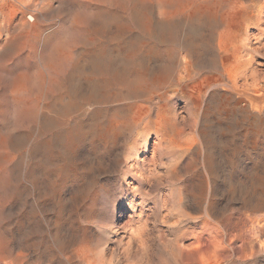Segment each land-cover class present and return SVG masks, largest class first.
I'll list each match as a JSON object with an SVG mask.
<instances>
[{
    "label": "rangeland",
    "instance_id": "rangeland-1",
    "mask_svg": "<svg viewBox=\"0 0 264 264\" xmlns=\"http://www.w3.org/2000/svg\"><path fill=\"white\" fill-rule=\"evenodd\" d=\"M101 1L87 8L82 0H0V264H264V0H229V58L216 59L209 49L190 54L182 49L181 26L176 28L177 42L168 48L190 60L195 76L213 81L200 99L175 86L174 78L184 71L178 61L173 80L167 68L157 71L155 81L146 78L153 98L133 92L113 101L91 93L86 77L105 73L90 69V61L81 77L68 76L83 51L143 39L135 27L119 39L113 27L96 34V12L102 18L121 14V23L129 15ZM129 69L144 72L136 63ZM17 76L22 78L13 80ZM48 76L60 77L64 88L50 92ZM14 82L24 85L22 91L11 89ZM162 91L169 94L160 97ZM85 93L91 100H81ZM59 95L52 123L42 110ZM127 102L148 109L151 117L167 115L174 130L186 133L181 138L195 145L180 156L161 143L152 160L156 135L146 125L149 115L131 123ZM92 106L101 112L98 126L91 120ZM114 114L111 134L96 133ZM196 154L208 162L202 164ZM135 160L141 178L128 171Z\"/></svg>",
    "mask_w": 264,
    "mask_h": 264
},
{
    "label": "bare ground",
    "instance_id": "bare-ground-1",
    "mask_svg": "<svg viewBox=\"0 0 264 264\" xmlns=\"http://www.w3.org/2000/svg\"><path fill=\"white\" fill-rule=\"evenodd\" d=\"M84 2V4L89 5L91 2H95V3H100L101 4V0H82ZM111 1L110 3V7L111 5L115 4L117 6V8L119 9V11L122 12H128L129 15L126 17L128 18L127 22L121 23L122 20L121 18L123 17V15H114L112 12H109L106 17L102 18L101 15L99 16V11L95 13V15L92 18V22H94L93 24V29L96 34L97 32H103L106 31L108 29H111L112 27L114 28L116 34H114V37H119L121 38L122 33H125L127 31H129L132 27L138 28V31L140 30V32L142 33L143 39H128V40H117L114 43H112L113 48L112 49H105L104 47H98L95 48L97 46L94 47V49L91 50H86L83 51L80 54V56H75L74 60H73V64H72V70L69 72L68 76L71 79H77L80 75V69L83 66V64L85 62H91L92 63V68L96 71L101 72L102 74H104L105 76L100 78H95L94 77H86L90 82V88H91V93L95 96L98 97L101 95V98H107V99H111L113 100H119L123 97H127L130 95V93L136 92L139 94L140 93H144L146 95L147 98H151L152 97V91H150V87H145V83L146 82V78H148L151 81H155L158 78V74L157 73L158 70L162 69L166 70L169 69V71L171 72V76H169L167 79H171L172 78V71L175 70V68H177L178 65V61H181L183 63V70L179 72L180 75L177 78H174V84L175 86H177V88L179 87L180 89L184 90L188 95L190 94L192 97H194V95L200 99L201 96H203L205 94L206 88L209 86L210 82L212 83L213 81H210V78L207 77H201V74H198V76H195L193 74V71H191L189 68L191 67V62L188 59H184L181 60L178 57V51H175V48H168L169 42L171 41H176V36H174L175 32H176V28L181 26V30L183 31L184 37L183 39V44L186 45V48H182V49H186L190 54H200L201 51H205L206 49H209L213 52V54L215 55L216 59H220V58H229L231 55V48L232 46L229 44V40H230V20H229V0H108ZM233 2V1H232ZM107 3V1H106ZM109 3V2H108ZM93 4V3H92ZM97 4V5H98ZM103 4V3H102ZM94 5V4H93ZM96 5V4H95ZM106 5V4H103ZM114 5V7H115ZM102 6V5H101ZM108 7V5H107ZM113 7V6H112ZM231 7V6H230ZM88 8V7H87ZM93 8V7H92ZM98 8V7H97ZM90 9V8H89ZM106 9V8H105ZM110 9V8H109ZM117 10V9H116ZM90 12V11H89ZM92 12V11H91ZM94 13V12H93ZM92 15V13H90ZM101 14V13H100ZM125 17V18H126ZM263 19V18H262ZM95 20V21H94ZM90 24V23H89ZM89 26V25H88ZM90 28V27H89ZM91 29V28H90ZM85 31V30H84ZM93 31V32H94ZM91 32V31H89ZM106 33V32H105ZM138 33V32H137ZM182 33V32H181ZM112 34V32H111ZM217 34V36H216ZM86 35V34H85ZM93 35V34H92ZM113 35V34H112ZM84 36V35H83ZM82 36V38H83ZM101 36V35H100ZM108 36V35H107ZM106 36V37H107ZM111 37V39H113L111 35H109ZM141 36V35H140ZM145 36V37H144ZM235 36V35H234ZM102 37V36H101ZM193 37L198 38L197 41L193 40ZM87 40L90 42L94 39V37H86ZM96 38V37H95ZM98 38V37H97ZM103 38V37H102ZM123 38V37H122ZM152 38H154V40H152ZM194 38V39H195ZM107 39V38H106ZM110 38H108L109 40ZM110 39V40H111ZM115 39V38H114ZM233 39V38H232ZM231 39V40H232ZM103 40V39H102ZM179 40V39H177ZM96 42V41H95ZM99 42V41H98ZM107 42V41H106ZM113 42V41H112ZM172 42V43H173ZM177 42V41H176ZM182 42V41H181ZM92 43V42H91ZM102 43V42H101ZM105 43V42H104ZM171 43V44H172ZM87 44V42H86ZM84 44V45H86ZM94 44V43H93ZM171 44L169 46H171ZM175 44V42H174ZM180 44V43H179ZM182 44V45H183ZM83 45V46H84ZM88 45V44H87ZM105 45V44H104ZM173 45V44H172ZM94 46V45H93ZM175 46V45H174ZM177 46V45H176ZM92 47V46H91ZM179 47V46H178ZM181 47V46H180ZM231 47V48H230ZM84 48V47H83ZM88 48V47H87ZM238 50V48H236V51ZM238 52V51H237ZM233 53V52H232ZM67 55L70 58V53L68 52ZM66 55V56H67ZM72 55V54H71ZM187 55V54H186ZM73 56V55H72ZM189 56V55H188ZM199 57V56H197ZM66 58V57H65ZM243 58V57H242ZM241 58V59H242ZM71 60V59H70ZM104 61H106V65L105 63H103ZM154 61H159V64H157V70H153L154 67H152L153 62ZM214 61V60H213ZM221 62V61H220ZM140 65L143 67V71L144 72H134L133 70L129 69V67L131 65L134 64ZM216 63V62H215ZM218 63V62H217ZM193 65V64H192ZM177 66V67H175ZM133 67V66H132ZM164 67V68H161ZM71 68V67H70ZM83 68V67H82ZM180 68V67H179ZM178 68V69H179ZM221 68V67H220ZM223 68V66H222ZM59 69V68H57ZM177 69V70H178ZM181 69V68H180ZM60 70V69H59ZM92 70V71H93ZM135 70V69H134ZM139 70V69H138ZM224 71L226 70L223 69ZM53 71V70H52ZM56 72V69L54 71V73ZM196 72V71H195ZM219 72V71H218ZM227 72V70H226ZM59 73V72H58ZM167 73V72H166ZM177 73V71H176ZM216 73V72H215ZM223 73V72H222ZM161 74V73H160ZM183 74V75H182ZM226 75V73H224ZM229 74V73H228ZM22 75V74H21ZM59 75V74H58ZM109 75V76H107ZM170 75V74H168ZM176 75V74H175ZM216 75V74H215ZM220 75V74H219ZM101 76V74H100ZM160 76V75H159ZM164 76V74H163ZM212 76V75H211ZM223 76V75H222ZM49 77V76H48ZM81 77V76H80ZM20 78H22L21 76H17L16 78H14L13 80L17 81ZM26 78V77H25ZM163 78V77H161ZM224 77H222L223 80ZM221 79V77H220ZM254 79V78H253ZM163 80V79H161ZM218 80V79H217ZM216 80V81H217ZM227 80V79H226ZM61 78H52L49 77L48 78V83L51 86V90L49 89L50 92L53 93L57 92L56 90L59 89H63L64 85L61 84ZM148 81V80H147ZM165 81V80H164ZM168 80H166L167 82ZM215 81V82H216ZM229 81V80H228ZM169 82V81H168ZM150 83V81H149ZM227 83V82H226ZM173 84V83H172ZM214 84V83H213ZM216 84V83H215ZM228 84V83H227ZM151 85V84H150ZM231 85V83H230ZM234 85V84H233ZM46 86V85H45ZM115 87V89H122L121 91H117V90H112L111 92H108L106 89L108 87ZM159 86V85H158ZM157 86V87H158ZM168 86V85H167ZM170 86V85H169ZM239 86V85H238ZM237 86V87H238ZM11 89L15 92L17 91H22L24 85L21 83H13L11 86ZM160 87V86H159ZM210 87V86H209ZM215 87V86H214ZM119 89V90H120ZM172 89V88H171ZM176 89V88H175ZM173 90V89H172ZM47 91V90H45ZM154 91V90H153ZM169 91V89H168ZM76 93V92H75ZM156 93V92H155ZM160 97L165 95L166 92H160ZM177 93V92H176ZM181 93V92H180ZM169 93H167L166 95H168ZM250 94V93H249ZM57 95V94H56ZM135 95V94H134ZM165 95V96H166ZM158 96V95H157ZM181 96V95H180ZM136 97H139V95L137 94ZM142 97V95H141ZM155 97V95H154ZM169 97V96H168ZM171 97V96H170ZM187 97V96H186ZM222 97V96H221ZM13 98V97H12ZM54 99H52V101L47 105L48 110H42V108L40 110L44 111L43 114H45L47 117H45L46 119H49L52 115H51V111L54 110V108L58 105V103L60 104V98H62L60 95L59 96H54ZM124 98V100H125ZM129 98V97H128ZM127 98V99H128ZM133 98V97H131ZM140 98V97H139ZM153 98V97H152ZM159 98V97H158ZM233 98V97H231ZM262 98V96L260 97ZM141 99V98H140ZM145 99V98H144ZM170 99V98H167ZM81 100L83 102H85L86 100H91L89 98V95L85 93V95L81 96ZM130 100V99H129ZM137 100V99H136ZM152 100V99H151ZM162 100V99H161ZM166 100V99H165ZM121 101V100H120ZM126 101V100H125ZM128 101V100H127ZM138 101V100H137ZM146 101V100H145ZM200 101V100H199ZM15 102V101H14ZM19 102V101H18ZM81 102V103H83ZM115 102V101H114ZM118 102V101H117ZM166 102V101H165ZM236 102V101H235ZM80 103V104H81ZM119 103V102H118ZM137 103V102H136ZM168 103V102H167ZM170 104V103H169ZM196 104V102H195ZM122 105V104H121ZM29 106V105H28ZM46 106V105H45ZM124 106V108H123ZM122 106V111L123 109L126 111V115L130 114V113H134L133 117L131 118V123H137L138 120H141L142 117L148 116V109H146L145 111H143V107L142 109L140 108V105H136L133 104L132 102H127L125 103V105ZM163 106V104H162ZM161 106V107H162ZM208 106V105H207ZM233 106V105H232ZM121 107V106H120ZM146 107V106H145ZM160 107V108H161ZM24 108V107H23ZM44 108V106H43ZM71 108V105H70ZM150 108V106H149ZM154 108V105H153ZM159 108V107H158ZM169 108V107H168ZM181 108V107H180ZM28 109V108H27ZM60 109V108H59ZM62 109V108H61ZM145 109V108H144ZM218 108H216L217 110ZM39 110V109H38ZM91 113H93L92 115H94V117L91 119L93 123H95V120L98 121V118H100L101 116V112L98 110L97 107L92 106V108L90 109ZM116 110V109H115ZM152 110V109H151ZM163 110V109H162ZM58 111V110H57ZM73 111V110H72ZM84 110H81V112L83 113ZM150 111V110H149ZM161 111V110H160ZM184 111V110H183ZM40 112V111H39ZM80 112V114H81ZM156 112V111H155ZM159 112V111H158ZM42 113V112H41ZM53 113V112H52ZM152 113V112H151ZM58 114V112H57ZM113 114V113H112ZM155 114V113H154ZM153 114V115H154ZM42 115V114H41ZM60 115V114H59ZM152 115V116H153ZM172 115V114H171ZM175 115V114H174ZM173 115V116H174ZM39 116V114H38ZM37 116V117H38ZM50 116V117H49ZM82 114H81V118H82ZM125 116V115H123ZM167 116V115H166ZM165 115H158L157 112L155 114V117H151L149 115V117L147 118V122L146 125H148L150 128H152L156 135V141L154 140L153 142V150L151 151V156L150 158H152V160L154 159L155 156L159 155L157 154L158 150L157 148H161V143H169V145H172L177 151L178 154L181 156V151L185 150L184 152L186 153L187 150L192 149V146L195 145L193 142L194 140H188V139H182L180 134L183 131H179L180 130L178 128V130H174L173 128V124H171L170 120L166 117ZM40 117V116H39ZM41 117V118H44ZM55 117L54 115L51 117L53 118ZM117 117L115 114L110 116V118L106 121V126L102 127H98L99 129L96 131V133H99L101 136H104L108 133L111 134V130L114 128V126L117 125ZM169 117V116H168ZM171 117V116H170ZM177 117V116H176ZM208 117V116H207ZM206 117V118H207ZM50 120L52 121V123L54 122L53 119ZM70 118V117H69ZM68 118V119H69ZM78 118V117H77ZM173 118V117H172ZM204 118V117H203ZM74 119V118H73ZM101 119V118H100ZM103 119V118H102ZM105 119V118H104ZM122 119V118H119ZM125 119V118H124ZM146 119V118H145ZM205 119V118H204ZM208 119V118H207ZM43 120V119H42ZM72 120V119H71ZM70 120V121H71ZM123 120V119H122ZM121 120V121H122ZM127 120V119H126ZM144 120V119H142ZM141 120V121H142ZM173 120V119H172ZM203 120V119H202ZM44 121V120H43ZM42 121V122H43ZM69 121V122H70ZM74 120H72L73 122ZM78 121V120H77ZM100 121V120H99ZM177 121V119H176ZM48 122V121H47ZM56 122V121H55ZM68 122V123H69ZM101 122V121H100ZM99 122V124H100ZM119 122V121H118ZM179 122V120H178ZM213 122V121H212ZM67 123V124H68ZM82 123V122H81ZM92 123V124H93ZM126 123V122H125ZM128 123V122H127ZM144 123V122H143ZM55 124V123H54ZM60 124V123H59ZM73 124V123H72ZM75 124V121H74ZM98 124V125H99ZM103 124V123H102ZM141 124V122H140ZM215 124V123H213ZM81 125V124H80ZM79 125V126H80ZM95 125H97L95 123ZM97 125V126H98ZM104 125V124H103ZM126 125V124H125ZM128 125V124H127ZM131 126V124H129ZM137 125V124H136ZM175 125V124H174ZM206 125V122H205ZM52 126V124H51ZM94 126V125H93ZM102 126V125H101ZM179 126V124H178ZM202 126V125H201ZM54 128V126H52ZM71 127V126H69ZM77 127V126H76ZM121 127V125H120ZM124 127V126H123ZM127 127V126H126ZM133 127V126H132ZM40 128V127H39ZM59 128V125L58 127ZM56 128V129H57ZM80 128V127H79ZM91 128V126H90ZM201 128V127H200ZM146 129V128H145ZM148 129V128H147ZM197 129V128H196ZM38 130V129H37ZM82 131V129H80ZM89 130V128H88ZM92 130V129H91ZM206 130V129H205ZM56 131V130H55ZM69 131V130H68ZM67 131V132H68ZM76 131V130H75ZM78 131V130H77ZM113 131V130H112ZM149 131H151L149 129ZM189 131V130H188ZM210 131V129H209ZM94 132V131H93ZM143 132V130H142ZM39 133H41L39 131ZM38 133V134H39ZM82 133V132H81ZM92 133V132H91ZM151 133V132H150ZM196 133V131H195ZM198 133V132H197ZM42 134V133H41ZM75 134V133H74ZM79 134V133H78ZM83 134V133H82ZM87 134V133H86ZM89 134V133H88ZM93 134V133H92ZM145 133H143L142 135H144ZM184 134V132H183ZM182 134V136H183ZM186 134V133H185ZM184 134V135H185ZM193 134V133H192ZM191 134V135H192ZM199 134V133H198ZM205 134V133H203ZM60 135V134H59ZM71 135V134H70ZM73 135V134H72ZM81 135V134H80ZM194 135V134H193ZM65 136V135H64ZM76 136V135H75ZM95 136V135H94ZM145 136V135H144ZM189 136V135H188ZM84 137V136H83ZM86 137V136H85ZM84 137V138H85ZM192 137V136H191ZM201 137V136H200ZM206 137V136H205ZM59 138V137H56ZM65 138V137H64ZM70 138V137H69ZM83 138V139H84ZM93 138V137H92ZM98 138V137H97ZM102 138V137H100ZM143 138V137H142ZM193 139L195 137H192ZM210 138V137H209ZM1 139V138H0ZM50 139V138H49ZM60 139V138H59ZM99 139V138H98ZM197 139V138H196ZM64 140V139H63ZM97 140V139H96ZM144 140V139H143ZM59 141V140H58ZM61 141V140H60ZM99 141V140H98ZM101 141V140H100ZM146 141V140H145ZM49 142V141H48ZM147 142V141H146ZM145 142V143H146ZM204 142V141H203ZM208 142V141H207ZM63 143V142H62ZM62 143H60L62 145ZM44 144V141H43ZM48 144V143H47ZM73 144V143H72ZM71 144V145H72ZM162 144V145H163ZM200 144V143H199ZM197 145V144H196ZM1 146V145H0ZM171 146V147H172ZM203 146V145H202ZM73 146H71L72 148ZM163 148V147H162ZM200 148V147H199ZM203 148V147H202ZM201 148V149H202ZM205 148V147H204ZM203 148V149H204ZM70 149V148H69ZM169 149V148H168ZM72 150V149H71ZM157 150V151H156ZM174 150V151H176ZM173 151V152H174ZM198 151V149H197ZM204 151V150H203ZM172 152V150H171ZM180 152V153H179ZM183 152V153H184ZM199 152V151H198ZM197 152V153H198ZM204 153V152H203ZM206 153V152H205ZM231 154V153H230ZM187 155V153H186ZM193 155V154H192ZM197 155V154H196ZM178 156V155H177ZM184 156V155H183ZM195 156V155H193ZM198 156V155H197ZM159 158V157H158ZM176 158V155H175ZM179 158V157H178ZM177 158V159H178ZM145 159V158H144ZM198 159H200V161L202 162V164L205 165V163L208 162V158L206 155H202L200 157V155L198 156ZM134 160V159H133ZM142 160V159H141ZM180 160V158H179ZM232 160V159H231ZM147 161V160H146ZM181 161V160H180ZM194 162L195 159L193 160ZM199 161V162H200ZM143 162V160H142ZM153 162V161H152ZM191 162V161H190ZM189 162V163H190ZM144 163V162H143ZM188 163V162H187ZM186 163V164H187ZM149 164V163H148ZM134 171L135 177H139L141 178V176L143 175V171L142 168L139 167V161L135 160L134 164H131V166L129 167L128 171ZM209 170V169H208ZM149 171V170H148ZM221 171V170H220ZM247 171V170H246ZM250 171V170H249ZM264 172V170H263ZM256 173V172H255ZM261 173V172H260ZM252 174V173H251ZM208 175V174H207ZM250 177V176H249ZM259 178V174L258 176H256ZM264 177V176H263ZM252 178V177H251ZM262 179V177H260ZM136 179V178H135ZM222 180V179H221ZM235 180V179H234ZM229 181V180H228ZM241 182V181H240ZM246 182V181H245ZM248 182V180H247ZM254 182V181H253ZM259 182V180H258ZM257 182V183H258ZM261 182H263L261 180ZM242 183V182H241ZM230 184V183H229ZM260 184V183H259ZM262 184V183H261ZM207 185V184H206ZM232 185V184H231ZM230 185V186H231ZM234 186V185H233ZM244 186V185H243ZM257 187H259L258 185H256ZM134 187V186H132ZM252 187V186H251ZM255 187V186H254ZM262 187V185H261ZM260 187V189H261ZM248 188V187H246ZM253 188V187H252ZM251 188V189H252ZM231 189V187H230ZM239 189V188H238ZM241 189V187H240ZM243 189V188H242ZM245 189V187H244ZM259 189V188H258ZM254 189H252L253 191ZM204 191V190H203ZM210 191V190H209ZM233 191V190H232ZM235 191V190H234ZM251 191V190H250ZM264 191V190H262ZM240 192V191H239ZM255 192V191H254ZM260 192V191H259ZM257 193V191H256ZM255 193V194H256ZM206 194V192H205ZM209 194V192H208ZM263 194V193H262ZM251 195V194H250ZM259 195V194H256ZM210 196V195H209ZM206 197V196H205ZM208 197V196H207ZM255 197V196H253ZM202 198V197H201ZM256 198H258V196H256ZM261 198V197H260ZM203 199V198H202ZM255 199V198H254ZM262 200V198H261ZM203 202V201H202ZM206 202V201H205ZM249 202V201H248ZM256 202V201H255ZM253 203V201L251 202V204ZM255 204V203H254ZM253 204V205H254ZM264 205V204H263ZM252 206V205H251ZM258 206V204H257ZM256 206V207H257ZM261 206V204L259 205ZM205 207V206H204ZM206 212V211H205ZM148 214V213H147ZM206 214V213H205ZM164 215V214H163ZM208 215V214H207ZM209 216V215H208ZM262 217V216H261ZM248 220V219H247ZM249 221V220H248ZM264 221V220H263ZM261 222V221H260ZM246 223V222H245ZM254 223V222H253ZM255 224H258L255 222ZM261 225V223H259ZM258 224V225H259ZM242 225V224H241ZM255 226V225H254ZM241 227V226H240ZM245 227V225L243 224V228ZM257 227V226H256ZM260 227V226H259ZM242 229V228H241ZM257 229V228H256ZM261 229V227H260ZM259 229V230H260ZM258 230V231H259ZM263 234V232H262ZM193 237V236H192ZM253 238V237H252ZM201 239V238H200ZM224 239V238H223ZM201 241V240H200ZM253 241V240H252ZM203 244V242L201 243ZM256 245V243H255ZM201 246V245H200ZM204 246V245H202ZM258 246V245H257ZM263 246V245H262ZM200 249V247H199ZM258 250L260 252H263L262 247L258 246ZM200 256V255H199ZM18 257V256H17ZM20 257V255H19ZM18 259V258H17ZM23 259V258H22ZM24 263V262H23Z\"/></svg>",
    "mask_w": 264,
    "mask_h": 264
}]
</instances>
